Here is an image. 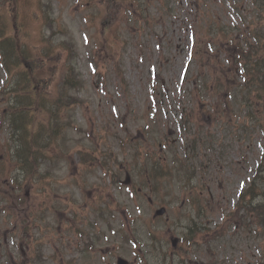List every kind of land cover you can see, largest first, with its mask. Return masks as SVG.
<instances>
[{
    "label": "rangeland",
    "instance_id": "1",
    "mask_svg": "<svg viewBox=\"0 0 264 264\" xmlns=\"http://www.w3.org/2000/svg\"><path fill=\"white\" fill-rule=\"evenodd\" d=\"M10 1L0 0V6L8 4L1 26L10 18L19 21L21 42L35 55L44 49L45 34L49 46L63 43L76 58L83 90L70 92L77 106L71 119L80 131L66 128L70 159L44 185L47 196L31 184L18 193L10 184L20 170L6 157L13 143L4 124L9 103L1 90L13 80L0 68V181L9 183H0V264L26 263L27 255L20 258L18 252L23 245L42 254L35 264H116L118 257L129 264H162L165 254L167 264H264L261 231L252 226L247 233L227 218L264 153V115L256 111L260 121L251 122L236 92L232 101L226 94L241 82L227 64L236 53L227 36L253 41L251 28L263 23L256 5L249 0ZM67 53L57 51L48 68L58 70ZM198 78H207L204 98L195 86ZM218 112L222 119L214 120L211 114ZM194 140L198 148L193 151ZM84 149L97 159L86 171L77 154ZM173 160L180 161L175 174L157 190L155 182L136 179L141 200L133 201L130 190L121 188L127 175L150 169L154 161L167 170ZM101 166L123 180L120 187L104 177ZM189 177L203 190L196 209L183 186ZM100 196L114 206L106 207ZM162 207L167 215L155 217ZM198 211L210 230L204 245L198 238L202 246L182 259L172 241ZM21 219L29 223L27 239L22 228L12 230L15 221L24 226ZM151 237L157 239L155 254Z\"/></svg>",
    "mask_w": 264,
    "mask_h": 264
},
{
    "label": "trees",
    "instance_id": "2",
    "mask_svg": "<svg viewBox=\"0 0 264 264\" xmlns=\"http://www.w3.org/2000/svg\"><path fill=\"white\" fill-rule=\"evenodd\" d=\"M51 48L52 46L44 54L52 55L54 51ZM22 57L24 72L17 71L18 84L15 89V97L18 103L16 104L15 113H12L11 116L13 131L17 138L16 153L28 160L27 158L31 154L30 150L36 142L35 137L37 134L45 133L48 145H53L54 140L61 135L63 122L66 119V115L61 112V109L71 107L75 103L74 99L70 97L63 101L64 97L61 91H64L65 88H78L81 83L76 79L75 69H71L70 58H68L66 64L63 65L65 77L62 90L60 96H56L55 92L57 90H51V82L46 83L43 77V72H45L43 60L33 58L28 53ZM256 84L258 86L257 91L260 92L261 81L259 78H257ZM259 97L261 98V95ZM21 99L25 101H21ZM46 113L49 115V119L44 120ZM254 189L255 187L252 188V190ZM246 196H249V193L243 197V200ZM249 211L264 227V201L250 207Z\"/></svg>",
    "mask_w": 264,
    "mask_h": 264
},
{
    "label": "water",
    "instance_id": "3",
    "mask_svg": "<svg viewBox=\"0 0 264 264\" xmlns=\"http://www.w3.org/2000/svg\"><path fill=\"white\" fill-rule=\"evenodd\" d=\"M164 211H160L159 214H162ZM120 264H124V262H120Z\"/></svg>",
    "mask_w": 264,
    "mask_h": 264
}]
</instances>
